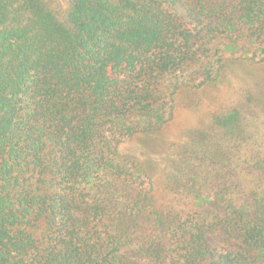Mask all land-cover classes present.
I'll return each instance as SVG.
<instances>
[{
  "label": "trees",
  "instance_id": "1",
  "mask_svg": "<svg viewBox=\"0 0 264 264\" xmlns=\"http://www.w3.org/2000/svg\"><path fill=\"white\" fill-rule=\"evenodd\" d=\"M237 61L264 63V0H0V264H264L263 154L243 192L210 156L180 210L121 154Z\"/></svg>",
  "mask_w": 264,
  "mask_h": 264
},
{
  "label": "rangeland",
  "instance_id": "2",
  "mask_svg": "<svg viewBox=\"0 0 264 264\" xmlns=\"http://www.w3.org/2000/svg\"><path fill=\"white\" fill-rule=\"evenodd\" d=\"M233 111L239 112L240 121L231 135L214 123V117ZM200 152L205 153V162ZM256 152L264 155V63L249 61L228 62L220 81L212 87L180 90L172 121L155 136L135 135L121 149V154L137 160L152 180L158 206L176 210L199 200L192 196L185 199L183 191L195 187L190 178H208L212 169L209 157L215 153L226 159L217 170L235 174L232 188L236 184L239 192L249 190L247 177L254 173L248 162ZM178 172L183 178L177 188L168 185L179 179L175 176Z\"/></svg>",
  "mask_w": 264,
  "mask_h": 264
}]
</instances>
